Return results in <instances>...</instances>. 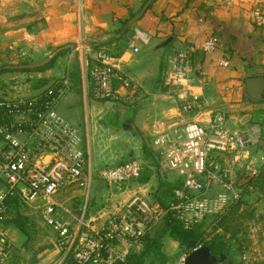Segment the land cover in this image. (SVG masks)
Wrapping results in <instances>:
<instances>
[{
  "label": "crops",
  "instance_id": "1",
  "mask_svg": "<svg viewBox=\"0 0 264 264\" xmlns=\"http://www.w3.org/2000/svg\"><path fill=\"white\" fill-rule=\"evenodd\" d=\"M258 4L264 6V0H0V65L31 57L27 66L33 67L62 46L67 48L45 70L18 66L2 73L0 79L21 82L6 91L0 86V97L41 93L74 69L71 46L86 41L114 50L119 74L129 82H115L119 99L99 98L79 60L80 82L73 81L60 98L58 111L80 131L82 147L94 166H114L129 158L151 163L147 142L160 123L206 124L213 113L224 112L233 131L253 122L264 130V27L252 18ZM122 34L124 44L118 40ZM211 36L218 37L219 45L201 56L202 76L191 87L202 106L185 113L176 94L163 85L161 73L175 53L199 47ZM33 77L47 83H34ZM250 153L254 162L261 161L264 134ZM164 181L150 167L140 181L121 191L96 180L87 204L80 191L63 197L87 218L99 216L102 222L136 195L156 197ZM13 214L11 209L4 227L14 242L21 230L10 222ZM169 238L179 256V242Z\"/></svg>",
  "mask_w": 264,
  "mask_h": 264
},
{
  "label": "built area",
  "instance_id": "2",
  "mask_svg": "<svg viewBox=\"0 0 264 264\" xmlns=\"http://www.w3.org/2000/svg\"><path fill=\"white\" fill-rule=\"evenodd\" d=\"M252 18L264 27V6L256 5ZM218 45V37L211 36L199 47L181 50L161 73L163 85L176 94L185 113L202 106L191 87L202 76L201 56ZM71 50L85 67L96 96L119 99L115 82L120 80L126 86L129 82L119 74L116 56L105 46L86 41L76 42ZM139 51L134 46V53ZM56 85L60 88L53 94L52 86ZM70 86L66 75L37 95L0 97V264H5L16 249L3 226L9 197L17 196L29 204L40 202L44 222L63 254L57 264H66L69 259L75 264H121L144 249L149 231L171 213L191 228L237 204L243 196L241 186L249 177L258 176L264 166V155L255 163L250 153L263 137L261 124L253 122L233 131L224 112L213 113L206 124L160 123L147 142L149 164L129 158L114 166H94L82 147L80 131L58 111L60 98ZM150 167L163 180L169 173L175 174L180 184L167 204L157 197L136 195L100 222L99 216L87 218L63 197L65 192L80 191L87 204L96 180L121 191L140 181ZM237 172L243 182L237 180ZM202 245L180 251L175 264H187L190 253Z\"/></svg>",
  "mask_w": 264,
  "mask_h": 264
},
{
  "label": "rangeland",
  "instance_id": "3",
  "mask_svg": "<svg viewBox=\"0 0 264 264\" xmlns=\"http://www.w3.org/2000/svg\"><path fill=\"white\" fill-rule=\"evenodd\" d=\"M124 37H119L118 40L123 43L125 40ZM109 51L115 53L112 49H109ZM25 53L22 56H24ZM76 60L79 63L77 54L74 58V61ZM31 62H33L31 57H24V60L20 59L19 62L14 64L13 62H5L0 66H9V64L18 66ZM33 78L35 80L34 83H39V81L45 82L42 79L37 80L35 79L36 77ZM13 81L14 77H3L0 79V86L3 87L5 91L7 88L12 89V86H14ZM43 85L44 84H41V86ZM256 162L257 161H255V163ZM236 178L239 182H243V180L240 179L242 178L240 172H237ZM249 178L250 179L241 186L243 189V196L237 204L229 208H224L217 214L209 215L201 223L202 227L200 233L203 241L207 243L217 241L228 244L230 246V259L232 260V264H264V166L261 168V172L258 176ZM165 182H167L169 186L178 184L176 176L173 173L168 174ZM168 193V188H162L158 195H167ZM168 199L169 198L164 197L162 199L164 200L163 203L167 204ZM12 206L13 209H18V212H20V210L26 212L29 221L25 224L27 234L18 231L21 238L14 240L16 249L5 264L59 263L63 254L57 248L52 229L44 222L40 202L35 201L29 204L20 199L12 202ZM163 225L164 221L154 226L149 231L148 238L154 236L159 237L162 253L168 258L165 264H175L178 253L172 251L176 249V247L170 245L169 236L161 234ZM66 264L75 263L69 259ZM152 264H162V262L156 260Z\"/></svg>",
  "mask_w": 264,
  "mask_h": 264
},
{
  "label": "trees",
  "instance_id": "4",
  "mask_svg": "<svg viewBox=\"0 0 264 264\" xmlns=\"http://www.w3.org/2000/svg\"><path fill=\"white\" fill-rule=\"evenodd\" d=\"M121 38L124 37V34H122V36H120ZM125 38V37H124ZM67 48L66 47H61L59 48V53H63ZM58 53V54H59ZM55 59H52L48 62H43L41 64L35 65L33 67H25L26 69H32V70H36V71H42L45 70L47 68L52 67L53 63H54ZM20 66V65H18ZM17 65H9V66H0V74L5 72V71H10L15 67H18ZM27 66V64H26ZM17 69V68H16ZM69 78L71 79V86L70 88L73 87V81L75 83V85H78L80 82L79 79V67H78V62L77 60L75 61L74 64V69L72 71H70L68 73ZM45 84L47 83V80H45L44 82ZM53 87V94H55V92L60 88L59 85L56 86H52ZM48 89L45 90L41 96L42 98H45V96L47 95ZM180 184H174V185H168L167 182H162L160 185V190L163 188H168L169 189V193L167 195H163L161 194L156 195V197L161 200L162 202L164 200H162L164 197L169 198L168 200H170L173 196V189L177 186H179ZM19 198L17 196H12L9 197L6 202L8 205V212L11 211V209L15 212L13 218L10 220L11 223H13L16 227H18L22 232H24L25 234H27L26 232V227L25 224L26 222L29 221V218L23 214H21L20 212H18V209H13L12 206V202L18 201ZM167 200V201H168ZM202 224L198 223L195 224L194 226H192L191 228H187L183 225V223L181 221H179L174 213H171L164 221V225L161 231L162 235H167L175 240H177L179 242V246L181 248V251H187L192 247H195L199 244H206L207 242H204L203 239L201 238V230ZM217 242V241H214ZM210 243V242H208ZM167 256L164 255L162 253L161 250V243H160V238L159 237H152V238H148L146 239V243H145V247L144 249L136 255H130L128 257V259L125 262H122L121 264H145L146 262H151L154 263L156 260H160L162 262V264H165L167 261Z\"/></svg>",
  "mask_w": 264,
  "mask_h": 264
},
{
  "label": "water",
  "instance_id": "5",
  "mask_svg": "<svg viewBox=\"0 0 264 264\" xmlns=\"http://www.w3.org/2000/svg\"><path fill=\"white\" fill-rule=\"evenodd\" d=\"M58 50L54 52L53 56L47 58L45 62L52 60L54 56H57ZM20 68L28 67L26 65H20ZM213 254H217V262L225 263L228 262V257L230 255V246L228 244H210L202 245L197 250H194L190 253L187 258V264H210L207 259Z\"/></svg>",
  "mask_w": 264,
  "mask_h": 264
},
{
  "label": "flooded vegetation",
  "instance_id": "6",
  "mask_svg": "<svg viewBox=\"0 0 264 264\" xmlns=\"http://www.w3.org/2000/svg\"><path fill=\"white\" fill-rule=\"evenodd\" d=\"M207 245H210V244H221V245H226L225 242H210V243H206ZM205 245V244H203ZM207 261L210 263V264H220L217 262V254H213L209 257V259H207ZM221 264H232V260L230 259V255L228 257V262H225V263H221Z\"/></svg>",
  "mask_w": 264,
  "mask_h": 264
}]
</instances>
